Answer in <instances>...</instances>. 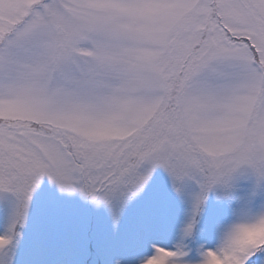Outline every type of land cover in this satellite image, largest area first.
I'll return each instance as SVG.
<instances>
[{
    "label": "snow or ice",
    "instance_id": "obj_1",
    "mask_svg": "<svg viewBox=\"0 0 264 264\" xmlns=\"http://www.w3.org/2000/svg\"><path fill=\"white\" fill-rule=\"evenodd\" d=\"M264 0H0V264H264Z\"/></svg>",
    "mask_w": 264,
    "mask_h": 264
},
{
    "label": "clouds",
    "instance_id": "obj_2",
    "mask_svg": "<svg viewBox=\"0 0 264 264\" xmlns=\"http://www.w3.org/2000/svg\"><path fill=\"white\" fill-rule=\"evenodd\" d=\"M262 238H264V228H260L255 231L246 232L243 235L241 242L242 243L254 242ZM211 264H219V261L213 259L211 261Z\"/></svg>",
    "mask_w": 264,
    "mask_h": 264
},
{
    "label": "rangeland",
    "instance_id": "obj_3",
    "mask_svg": "<svg viewBox=\"0 0 264 264\" xmlns=\"http://www.w3.org/2000/svg\"><path fill=\"white\" fill-rule=\"evenodd\" d=\"M96 259H97V264H102V258L100 256H97Z\"/></svg>",
    "mask_w": 264,
    "mask_h": 264
}]
</instances>
